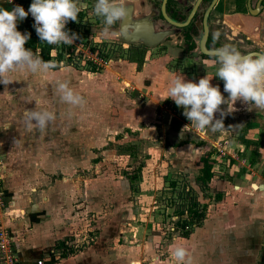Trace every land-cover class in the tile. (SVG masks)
<instances>
[{
	"label": "rangeland",
	"instance_id": "obj_1",
	"mask_svg": "<svg viewBox=\"0 0 264 264\" xmlns=\"http://www.w3.org/2000/svg\"><path fill=\"white\" fill-rule=\"evenodd\" d=\"M136 1L137 7L130 23L152 14L155 10L151 8L150 3H153V6L158 4L156 0ZM226 1L220 0L217 10V14H222L221 19L226 22L224 34L227 30L234 32L232 26L243 19L239 13V15L234 14L235 11H225ZM89 2L92 4L87 7L89 29L92 30L89 34L93 38L92 41L98 42L100 40L94 31L102 30L104 25L93 12L95 0ZM81 4L83 5L82 0ZM26 7L28 8L29 4ZM157 14L156 12L155 19ZM253 24L258 23L254 21ZM236 32L240 34L241 30L237 29ZM246 34L249 38L258 41L252 31H247ZM30 40L26 47L34 52ZM83 40H87V37L84 36ZM112 42L115 49L111 55V65L108 64L103 71L95 74H89L82 68L67 66V63L50 70L54 72L51 75L54 80L49 76L50 71L36 73L33 76L28 72L16 73L18 78L15 79L19 80L15 81L21 82L20 85L24 83L28 86L34 81V77L36 81H41L35 93L50 97H39L37 99L39 107L52 111L57 117L47 126L52 129L50 133L53 135L47 137L48 141L44 145L46 148L42 149L49 158L50 155L53 158L54 172L48 177L50 187L57 190L58 194L65 195L64 201L67 205L62 209L66 208L67 212L71 213L67 215L69 223L63 222L67 219L61 222L62 227L66 225L65 228L58 227L59 232L54 236L61 237L50 249H58L56 243L61 240L73 246L83 244L85 240L91 238L93 245L96 246L95 250L102 252V254L100 252L101 257H105V254L109 255L111 248L115 247L112 253L117 254L118 263L119 259H128L130 264L129 259H131L141 264H148L156 257L163 261L161 264H174L170 257V248L174 245L185 247L183 243L186 239L180 237V232L175 234L172 231L176 220L173 214V199H171L174 193L168 184L170 182L168 180L172 179L180 184L185 182L192 187L201 205L205 206L207 219L200 228L193 230L190 235L192 238H195L196 233L199 232L201 236L210 235L207 238L211 242L213 238L218 242L222 238L223 221L228 225L232 220L230 212H255V226L252 231L255 237L253 241L255 253L251 255L258 263L261 259L263 264L264 126L259 125L264 123V110L253 107V110L249 111L248 106L240 107V101H237L236 110L224 119L223 132H228L229 137L231 136L224 141L233 140L234 144L240 140L243 149L239 148L237 152L231 154L229 152L230 155L224 162L218 163L221 164L220 168L213 173L209 183L204 188L199 187L195 184V180L201 175V158L205 154H210L212 148L215 152V146L192 133L190 124L189 131L181 126L183 132L175 130V123L172 122L174 118L170 120L172 112L168 106L174 101L164 100L168 94V85L161 79L158 80V77L162 69L173 72L182 70V75L187 76L189 81L198 82L208 75L210 78L213 77L211 80L213 86L219 85L220 82L217 81H221L223 85L224 82L219 77H214L218 67L216 57L206 60L198 57L200 60L193 62L191 67L185 66L183 59L178 62L179 59L175 58L171 51L162 52L166 48H146L139 43H128V57L133 55L135 48H144L145 64H141L138 68L143 65L142 70L149 68L154 71L151 76L147 75L140 81L134 79L137 74L131 67H128L127 74H119L120 65L117 62L119 63V59L125 61L127 56L126 52L116 49V46L123 43L121 39ZM249 44L255 46L252 42ZM248 48L250 47H246ZM237 49L241 50V48ZM200 62L207 63L204 64L205 69L204 65H196ZM134 68H136L135 64ZM59 69L64 70L61 72ZM56 78L69 81L73 89L84 97V105L74 107L62 103L54 90ZM222 93L226 98L228 93L224 91ZM33 106L35 108L36 104ZM224 106L226 105L221 107ZM143 110L144 113L145 110L149 112L144 114ZM216 115L220 118L219 112ZM242 123L255 127L248 137L251 145L248 141L245 142L244 136H240L243 131L238 125ZM219 134L220 132L206 133L216 142L218 140L215 137ZM200 136L203 137L201 134ZM247 148H252V151L248 152ZM244 151L247 153L244 154ZM228 158L233 162L232 166L228 165ZM131 176L135 177L132 186L127 179ZM30 177L32 179L31 175ZM53 211L58 212L55 208ZM9 221L7 216L1 215L0 227L7 230ZM247 222L248 219L244 223L246 228ZM249 222L253 224V220ZM190 229L189 226L185 231ZM209 230L213 232V237ZM224 232L231 243L234 234L226 229ZM239 235L244 241H248L247 231L240 232ZM210 241L207 242L206 248L209 246L211 250L213 246ZM192 244L195 248L196 242ZM125 254H128V258L123 257Z\"/></svg>",
	"mask_w": 264,
	"mask_h": 264
},
{
	"label": "crops",
	"instance_id": "obj_2",
	"mask_svg": "<svg viewBox=\"0 0 264 264\" xmlns=\"http://www.w3.org/2000/svg\"><path fill=\"white\" fill-rule=\"evenodd\" d=\"M31 1L32 0H30L29 3H22L19 0H11L10 3L9 0H0V7L11 10L16 5L25 7L27 4H31ZM219 4L220 0L218 5ZM224 8L227 12L236 11L235 0H227ZM240 16H243V19L241 18L238 23L233 26L231 25L234 28L233 31L235 33L237 29H241V31L243 30L245 27L244 20L248 19L246 15ZM224 23L226 24L225 21ZM18 30L24 34L27 32L22 21L18 22ZM102 31L103 28L102 30L94 31L100 41L112 42L113 40L119 38V35L104 36L102 35ZM112 31H114V29H112ZM243 31L247 33V29ZM117 49L124 53L126 52V55L128 56V49L123 50L120 45H118ZM173 55L175 57V54ZM196 61V59L187 58V60L183 61V64L185 66L192 67L193 62ZM203 63L207 64L206 62ZM117 64L120 65L118 72L122 75L128 73V67L134 69L133 71L137 74V76H134L135 80H144L145 76H151V73L154 72L153 69L149 68L147 70H142L143 65L140 69H137V66L134 68V63H130L127 60L119 61ZM143 64L145 63L143 62ZM204 64L200 62L196 65L201 66ZM210 65L212 64L210 63ZM205 68L206 67L204 65V69ZM197 69L199 68L197 67ZM59 70L63 72L62 70L64 69ZM174 72L183 74L182 70H175ZM174 72L162 69L159 73L158 80L161 79L168 85L170 78L173 75H176ZM16 73L17 71L10 76V79L14 82L8 85L7 89H5V85L0 84V175L3 179L5 196L8 202L6 216L10 221L7 230L13 240V253L18 259V264H37L40 261L42 264H128V259H119V263L117 262V254L112 253V251H115V247L111 248L109 255L105 254V257H101L100 255L102 252L100 250H95L96 246L92 243L93 239L89 245H86V247L84 246V248H82L78 253L72 255H65L62 252L60 253L63 255H60L58 253H54V250L50 249L54 242L61 237H59V235L54 236L59 232L58 227L62 229L65 228L66 225L64 226L63 224L64 227H62V223H69L67 215L71 212H67L66 208L62 209L65 205H67V202L64 201L65 195L63 196L62 193L58 194L57 190H53V188L50 187L51 183L49 182L48 177L54 172L53 158L51 155L49 158V156L44 153L42 148L45 147L44 145L46 141H48L47 137L53 135L50 133L52 129L49 127H46L43 130L36 127L29 129L24 120L25 111L27 109L34 108L33 105L36 104L39 97L46 98L50 96H41L40 94L37 95L35 93L37 85H41V81H36V77H34V81H31L28 86L24 83L20 85L21 82L15 81L19 80L15 79V77L18 78V74L16 75ZM52 73L54 72L50 71L49 76L54 80L55 78L51 76L53 75ZM30 75L33 76L34 74ZM60 76H63V74H60ZM184 77L186 80H189L187 76ZM217 82H220L219 87L223 92L224 84L222 85L221 81ZM45 88H47V86H45ZM227 97L228 95H226V99ZM229 104L231 105V102H229ZM240 105V107H242L244 104L240 101ZM168 106L172 112L170 120L174 118L173 120L178 122V129L176 131L183 132V130L180 129V126L181 128H184L186 125L190 124L189 120L183 115V108L178 107L175 102H172ZM237 106L238 104L236 102L234 106L235 109ZM226 108L227 105L224 106L223 109ZM240 110L242 111L243 109ZM147 112H149V110H145V113ZM142 113H144V110ZM259 126L263 127L264 123ZM238 128L243 131L240 133V136H244V139L246 140L245 142L248 141L249 145H251V141L248 137L255 127L242 123L238 125ZM187 129L189 131V126ZM191 130L193 131L192 133H195V135L198 136L194 127H192ZM198 137L200 138V135ZM230 137L228 132H220L219 136L215 137V139L219 142L220 139L226 140ZM203 140L210 142L211 145L216 142L209 138L206 134L203 135ZM42 142H44V144ZM240 142V140L234 144L233 140L228 142L230 146L227 149L228 153L230 152L231 154L234 151L237 152L239 148L243 149ZM247 150L248 152H251L252 148H247ZM51 151H53V149ZM243 153L245 154L247 152L244 151ZM51 170L53 171L51 172ZM30 175L32 176V179ZM54 192L55 196L53 195ZM54 208L56 211L58 210V212H54ZM230 216H232V220L229 221L228 225L225 224V221H223V224L221 225L222 238L218 240V242H216L214 238L211 242L209 238H207V236L210 235L203 234L201 236L199 232H197L198 234L196 233L195 238L190 237L189 239H184L185 242L183 245L185 244V248L193 253L194 264H261V259L258 263L256 262V258L251 255H254L255 253L253 250L255 248V244L253 242L255 241V237L252 232L254 231L253 227L255 226V212H230ZM66 219L67 221H63ZM246 219H248L247 228L244 224ZM250 220H253V224L249 222ZM225 229L229 232L232 231V234H234L231 243L230 238L227 236L225 237L224 235ZM68 231L69 230H67V232ZM244 231L248 232L247 242L239 235L240 232L244 233ZM209 233L211 236L213 235V232L211 233L210 230ZM193 239L196 242L195 248L193 246L194 244H192L195 243ZM209 241L212 243L214 251L213 249L210 250L211 247L209 246L206 248V244ZM220 241L222 243H220ZM257 251L256 253L258 254ZM123 257L128 258V254L123 255ZM129 262L130 264H141L140 262H135L131 259H129ZM162 262V260L155 257L152 258L148 264H161Z\"/></svg>",
	"mask_w": 264,
	"mask_h": 264
},
{
	"label": "clouds",
	"instance_id": "obj_3",
	"mask_svg": "<svg viewBox=\"0 0 264 264\" xmlns=\"http://www.w3.org/2000/svg\"><path fill=\"white\" fill-rule=\"evenodd\" d=\"M83 7L81 0H32L27 11L21 5L11 10L0 7V84L7 89L14 82L10 76L18 70L36 74L48 72L57 66L54 60L42 59L39 49L34 53L25 47L31 34L18 30L19 21L31 14L41 41L50 45H71L79 36L67 31L66 25L69 21L79 22ZM93 12L104 25L102 35L117 36L118 33L112 29L128 15V7L125 0H95ZM219 36L220 33L216 32L213 39L218 40ZM215 55L218 67L214 77L224 82L227 99L219 85H212L213 77L207 75L195 82L186 80L182 74L170 78L168 94L164 99H172L178 107L183 108V115L201 135L223 132L224 119L236 110L234 106L237 101L248 106L249 111L253 107L264 110V52L245 55L234 45L226 43L215 49ZM54 90L62 103L74 107L85 103L84 97L67 80L57 79ZM225 104L227 108L223 109L221 106ZM218 112L220 118H217ZM56 118L52 111L41 109L38 100L34 109H27L24 113L29 129L36 127L43 130ZM170 257L174 264H194L193 253L181 245L170 248Z\"/></svg>",
	"mask_w": 264,
	"mask_h": 264
},
{
	"label": "flooded vegetation",
	"instance_id": "obj_4",
	"mask_svg": "<svg viewBox=\"0 0 264 264\" xmlns=\"http://www.w3.org/2000/svg\"><path fill=\"white\" fill-rule=\"evenodd\" d=\"M89 1L90 0H82L86 10L87 7L92 5ZM156 2H158L156 6L150 3L151 8L155 10L152 14L130 23L131 16L137 7V1L125 0L128 7V16H126L123 21L118 22L113 28L114 31L118 33L121 40H124V38L128 39L123 41L125 44H142L137 41L131 42L129 36L131 35L130 32L133 29V25L141 20H145L148 22V25H150L151 29L149 28V30L152 38L157 36L156 38L159 40V43L152 47L142 44L146 48H166L165 51L162 52L171 51L175 54V57L179 59L178 62H180L181 59H183V61L187 60V58L200 60V57L206 60L213 56L205 55L198 49L199 40L204 34L206 23L208 29V36L205 42L206 50L213 51L223 44L228 43L234 45L236 48H241L240 51L245 55L264 52V0H235L236 11L234 14L237 15L239 13L240 15L247 16L248 19L244 20L245 27L243 30L247 29L249 32L252 31L253 34L256 35L258 41L249 38L243 30L240 34L239 32H229L228 30L226 34L223 33L226 29V25L221 19L222 14H217L219 0H156ZM162 7H164L165 15L173 23L165 18ZM156 12L158 13L157 19H155ZM254 21L258 24L254 25ZM217 29L219 33H222H220L218 40H214L213 34ZM233 33H235V35ZM250 42L255 46L249 44ZM246 47L250 48L246 49Z\"/></svg>",
	"mask_w": 264,
	"mask_h": 264
},
{
	"label": "built area",
	"instance_id": "obj_5",
	"mask_svg": "<svg viewBox=\"0 0 264 264\" xmlns=\"http://www.w3.org/2000/svg\"><path fill=\"white\" fill-rule=\"evenodd\" d=\"M30 5L31 4H29V6ZM28 8L26 6L24 7L26 11L28 10ZM87 15V10L85 7H83L79 15V22L69 21L66 25V30L70 33L78 34L79 39H77L71 45L48 44V46L50 47L49 56L50 60H54L57 66L62 67L64 63H67V66L73 68H82L87 73L93 74L103 71V68L107 67L108 64L112 63L111 55L115 49V46L113 42L92 41L93 38L91 34H89V32L92 30L91 28L89 29ZM22 22H28L34 31V37L36 39H40L36 33V29L33 26L35 21L31 14H29L28 17ZM84 36L87 37V40H83ZM117 47L118 46H116V49ZM120 47L123 50L128 49L127 44L124 43H122ZM119 61H121V59H119ZM195 132L198 136L200 135V133L196 129ZM200 138L203 139L202 136H200ZM212 146H215L214 148L216 152L215 157L213 159L218 163H222V161L224 162L226 157L230 155L227 152L228 147H230L227 141L220 139L219 142L213 143ZM230 157L233 158V156ZM7 207L8 202L5 196L4 183L2 176L0 175V216H6ZM91 241L92 239L90 238L85 240L83 244H74L73 246L66 242V246L71 249V252L66 254H76L82 248H84L85 245H89ZM0 264H18V259L13 253L12 237L10 236V233L2 227H0ZM37 264H42V262L40 261Z\"/></svg>",
	"mask_w": 264,
	"mask_h": 264
},
{
	"label": "trees",
	"instance_id": "obj_6",
	"mask_svg": "<svg viewBox=\"0 0 264 264\" xmlns=\"http://www.w3.org/2000/svg\"><path fill=\"white\" fill-rule=\"evenodd\" d=\"M19 1L22 3H29L30 0H19ZM24 27L27 31V34L29 33L31 34L30 42L32 41L34 52H36V50L39 49V55L42 57V59H44L45 61L50 60V56H49L50 47L48 46V44H45L40 39H36L34 37V31L28 22H24ZM143 50L144 48H135L133 55L131 56L132 58L126 55L127 57L125 58V60H127L130 63L132 62L136 64L137 69H139L138 67L141 64H143V59L145 57ZM173 123H175L174 128L175 130H177L178 122L176 120H173ZM215 153L216 152H214V149L212 148L210 154H205V156L201 158V163H202V168L200 171L201 175L195 180V184L197 186L204 188L212 179L214 175L213 173L216 171V169L220 168L221 164H218V162L213 159ZM228 159H229L227 161L228 165L232 166L233 162L231 161L230 158ZM211 160L213 161L211 162ZM127 179L131 186L133 185V183H135L134 176L128 177ZM168 181H170L168 184L174 193L171 199H173L172 207H173V214L176 220L172 228V231L175 234L180 232V237H183L184 239H188L192 234L193 230L195 228H200L204 224V221L207 219L206 212L204 210L205 206L201 205L200 201L198 200V196L192 190L193 188L189 187L188 184H186L185 182H182V184H180L176 180H172V179ZM132 189H134V187ZM189 226L191 227V229L185 231V229L188 228ZM56 244L59 246V248L58 249L53 248L54 253H59L60 255H63L60 253L62 252L65 255H67L66 253L71 252V249L68 246H66L65 240L58 241Z\"/></svg>",
	"mask_w": 264,
	"mask_h": 264
},
{
	"label": "water",
	"instance_id": "obj_7",
	"mask_svg": "<svg viewBox=\"0 0 264 264\" xmlns=\"http://www.w3.org/2000/svg\"><path fill=\"white\" fill-rule=\"evenodd\" d=\"M216 1V0H215ZM198 3V2H197ZM215 3V2H214ZM213 3V4H214ZM162 12L165 16V18L169 21L172 22L164 13V7H162ZM194 11V10H193ZM209 12V11H208ZM207 12V13H208ZM128 16V15H127ZM128 22V20H127ZM173 23V22H172ZM150 25H148V22H146L145 20H141L138 23H135L133 25V29L130 32L131 35L129 36L130 41L131 42H141L142 44H144L145 46L148 47H152V46H156L159 43L158 38L154 37L152 38L151 34H150ZM151 29V28H150ZM208 36V29L205 23V27H204V34L202 35L201 39L199 40V46L198 49L201 53L205 54V55H209V56H213L216 57L215 55V50L213 51H208L205 48V42ZM156 39V40H155ZM124 40H128L126 38H124Z\"/></svg>",
	"mask_w": 264,
	"mask_h": 264
},
{
	"label": "bare ground",
	"instance_id": "obj_8",
	"mask_svg": "<svg viewBox=\"0 0 264 264\" xmlns=\"http://www.w3.org/2000/svg\"><path fill=\"white\" fill-rule=\"evenodd\" d=\"M131 22H132V19H131Z\"/></svg>",
	"mask_w": 264,
	"mask_h": 264
}]
</instances>
